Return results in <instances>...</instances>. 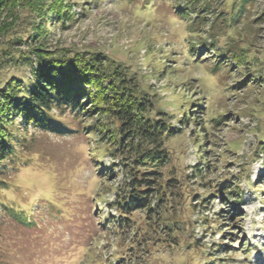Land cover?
<instances>
[{"label": "rangeland", "instance_id": "rangeland-1", "mask_svg": "<svg viewBox=\"0 0 264 264\" xmlns=\"http://www.w3.org/2000/svg\"><path fill=\"white\" fill-rule=\"evenodd\" d=\"M178 1L70 0L65 10L71 11L72 20L48 25L46 43L50 51L100 52L116 61L147 90L153 113H164L178 130L166 141L171 160L164 166L165 178L180 182L172 193L176 203L160 205L172 230L140 210L133 213L134 227L125 235L108 221L101 226L107 213L118 217L111 204L125 181L122 163L105 150L99 136L90 139L78 131L82 125L71 109L53 110L69 134L26 126L18 116L13 126L17 151L6 174L21 156L39 154L37 167L55 175L58 194L53 201L42 199L30 213L0 202V264H114L119 254L133 258L130 264H180L178 257H186L184 264H264V153L255 157L264 132L256 130L262 120L252 113L264 92V72L259 89L250 81L238 88L243 75L237 69H214L218 51L209 46V26L193 24L197 33H191L190 21L174 9ZM262 12L264 0H258L224 39L251 42L255 54L264 58V20L256 19ZM172 15L187 24V35L170 30ZM194 58L204 61L196 64ZM6 74L7 79H32L31 69L24 66L11 67ZM162 102L178 107L166 109ZM185 110L191 119L182 123ZM208 162L218 165L201 181L195 170L206 171ZM235 182L243 196L237 217L216 226L230 209L225 188L216 191ZM171 218L179 222L172 225ZM227 227L231 233L224 231Z\"/></svg>", "mask_w": 264, "mask_h": 264}, {"label": "trees", "instance_id": "trees-1", "mask_svg": "<svg viewBox=\"0 0 264 264\" xmlns=\"http://www.w3.org/2000/svg\"><path fill=\"white\" fill-rule=\"evenodd\" d=\"M69 1L0 0V173L6 174L8 161L14 160L16 155L17 138L13 131L16 117L21 116L26 126L32 124L37 128L69 134L71 130L57 120L53 110L71 109L82 125V130L78 128V131H84L90 139L99 136L105 150L122 163L125 173L123 186L111 204L118 217L107 213L101 218L104 220L101 226H105L108 221L119 234H126L134 227L133 213L140 210L151 221L159 220L161 222L158 225L172 230L164 222V211L160 210V205L176 203L172 193L180 182L176 178L166 179L164 166L171 160L166 141L178 130L172 129L169 121L163 118L164 113H153L154 102L137 77L105 54L46 49L49 39L47 26L55 21L64 25L66 21L72 20L71 11L65 10ZM257 1L179 0L174 7L182 19L190 21L191 33H197L193 31V24L197 26L206 22L209 26L206 33L209 35V46L218 51L212 62L214 69H237L243 75L239 86H236L238 88L249 86V81L257 85V89L261 87L264 58L255 54L251 42L248 44L240 39L241 43H237L239 40L235 38V42L229 43L223 34L240 23L249 6L255 5ZM256 19L263 21L264 12ZM22 29L26 30L22 32ZM196 52L195 58L199 55L198 49ZM195 58L193 63L204 61H196ZM23 66L31 69V80L7 79L6 71L9 72L11 67L19 70ZM256 103L259 105L255 106L252 113L262 120L256 130L264 132V92L257 97ZM199 109L198 105L195 112ZM181 115L182 123L191 119L189 110ZM200 147L203 149V146ZM263 153L264 133L263 137L260 135L255 157ZM206 164V171L199 167L195 170L201 181L207 179V174L210 175L211 169L218 165L217 162ZM97 167L103 174L101 164ZM6 186V183L0 184V187ZM224 188L230 197L226 200L230 209L227 218L221 220L222 223L216 222L215 225L219 227L237 217V202L243 199L236 182L230 187L223 185L216 192ZM178 222L174 218L169 219L172 225ZM228 227L224 231L231 233ZM132 260L119 254L115 255L114 264H130Z\"/></svg>", "mask_w": 264, "mask_h": 264}, {"label": "clouds", "instance_id": "clouds-1", "mask_svg": "<svg viewBox=\"0 0 264 264\" xmlns=\"http://www.w3.org/2000/svg\"><path fill=\"white\" fill-rule=\"evenodd\" d=\"M172 0H169L171 3ZM168 26L172 32L187 35L185 31L187 24L178 16L172 15L168 18ZM167 84V81H165ZM165 92L172 91L169 88ZM174 99H179L175 97ZM161 107L175 109L178 104H168L162 102ZM90 123V121H89ZM186 138V136H185ZM29 161L24 163V161ZM39 154L21 156L20 163L6 175L0 173V184L6 183V187H0V196L6 198L0 202H7L16 205L18 211L30 213L36 205L43 199L53 201L58 194L57 180L53 173L46 169L37 167ZM189 255H195L190 253ZM167 259V257H164ZM186 257H178L180 264H184Z\"/></svg>", "mask_w": 264, "mask_h": 264}, {"label": "snow or ice", "instance_id": "snow-or-ice-1", "mask_svg": "<svg viewBox=\"0 0 264 264\" xmlns=\"http://www.w3.org/2000/svg\"><path fill=\"white\" fill-rule=\"evenodd\" d=\"M149 79H151V77H149Z\"/></svg>", "mask_w": 264, "mask_h": 264}]
</instances>
